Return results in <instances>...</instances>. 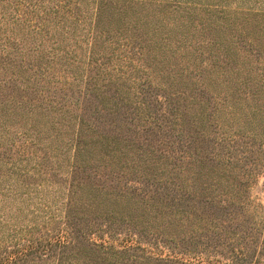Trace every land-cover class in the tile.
<instances>
[{"label":"trees","instance_id":"trees-1","mask_svg":"<svg viewBox=\"0 0 264 264\" xmlns=\"http://www.w3.org/2000/svg\"><path fill=\"white\" fill-rule=\"evenodd\" d=\"M230 1L235 0H0V175L6 178L0 184V226L17 227L19 218L30 223L10 232L21 241L0 251V264H87L81 258L89 264H264V240L255 237L264 213L239 226L241 213L228 202L236 194L215 190L225 171L234 188L247 186L264 171L261 161H246L258 135L245 128L260 113L258 105L264 108V52L255 36L238 28L230 43L219 48L216 38L226 28L241 25L238 18L251 20L240 7L228 8ZM207 44L218 50L216 59L205 52ZM197 60L200 68H195ZM35 61L44 65L41 77L27 79ZM187 63L197 73L188 77L197 91L201 86L202 93L213 95L212 83L215 87L218 80L224 88L212 125L220 131H211L216 137L212 147L203 160L187 152L193 158L187 171L193 166L199 177L205 168L216 170L205 175L206 186L197 188L193 178L190 186L177 182L172 171L166 172L167 179L153 180L156 162L158 169L173 168L160 160H168L173 151L160 150L152 157V150L143 158L139 147L121 136L126 123L135 128L142 123L146 132H156L160 144L170 142L171 127L182 122L181 111H186L179 100L190 86L182 84L187 77L181 74L177 88L159 80L170 68L182 65L185 71ZM74 65L81 71L69 68ZM81 73L84 80L78 79ZM102 83L115 89L98 93ZM236 93L243 102L234 103ZM23 100L28 109L20 104ZM33 111L58 112L64 121L73 115L77 128L66 147L41 141L48 136L37 125H27ZM193 117L196 122L198 116ZM54 185L61 203L53 211L55 202L48 198ZM24 208L30 219L22 218ZM132 209L141 213L129 214ZM147 213L156 221L166 218L167 226L145 229L139 222ZM174 220L187 230L188 238L178 233L195 263L178 259L183 252L167 238ZM165 247L170 255L153 256L152 250Z\"/></svg>","mask_w":264,"mask_h":264},{"label":"rangeland","instance_id":"rangeland-1","mask_svg":"<svg viewBox=\"0 0 264 264\" xmlns=\"http://www.w3.org/2000/svg\"><path fill=\"white\" fill-rule=\"evenodd\" d=\"M227 4H229L228 8H236V6L240 7V9L242 10V14H248V16L251 17L250 22L246 20V18H238V22L241 25H234L233 30L232 28L228 27L226 28L224 34H221L219 38H216V40L218 41V43H220V49L227 46L228 43H230V40L232 38V34L235 32L234 30L236 28H238V30H242L244 34H248L250 36H255L256 38V42L259 46H261V50L264 52V0H235V1H230ZM228 8L226 9L228 11ZM211 10L213 11H218L219 7L217 9L215 8H211ZM245 19V20H244ZM239 32V31H238ZM40 38L37 39V42H40ZM36 42V43H37ZM205 44V43H204ZM205 46V52H210V58L212 59H216L218 57V50H216V48L213 45H209ZM45 46H48V43H45ZM83 46V51L85 49V45L82 44ZM211 47V48H210ZM208 54V53H207ZM36 62V67L33 68V70H31L30 68H27L26 71V75H27V79H30L31 77H35V78H40L41 77V69L43 68V64L40 61H35ZM201 62H207V59H203ZM201 62L199 60H197L195 62V68H200L201 66ZM178 63V62H176ZM256 66V64H254ZM78 67L77 65H74L71 68L72 70H75L76 72H80L81 69L76 68ZM173 68V67H172ZM164 69V68H162ZM183 67L182 65H180L179 68H177V66L174 69H169L167 75L170 76L171 79L167 77H164L162 79L159 80V84H165L167 86V84H173L171 85V88H177L178 86H181L182 84H185V86H190L188 87V93H186L187 95H181L183 100H179V104L181 103V105L185 108L186 111H181V119L182 122L179 120L177 124H174L171 128H172V135L170 138V142L166 143L165 145L160 144L157 141V136H156V132H153L152 134L147 131V127L146 126H142V123H140V125L138 127L135 128V123L134 124H130V123H126V127H124V133L121 135L123 137L128 138L132 143H133V148L136 149L137 147H139L137 150V152L139 153V155H142L143 158H145L150 151H156L153 153L152 157H158V155L160 154L161 151H164V149H169L170 151H173L172 155L169 157L168 160L165 159V161L163 160L164 158H160L161 162H165V163H171L173 168H169L166 167L165 169H163L162 167H160L158 169V164L159 161L156 162L157 164V169L155 170V177H153V180H163L164 178L167 179L168 178V174L166 173L167 171H172L174 173V175L177 177V179H175L177 182H181V181H188V185L190 186L191 183L189 181V179L193 178V184L194 186L197 188L199 186V184L206 186V177L205 175L210 173V172H214L216 170H212L209 168H205L201 171V176L197 177L194 174V170H193V166H191V170L187 171L186 167H189L190 164L192 163L193 158H187L188 154L187 152L191 153L192 155L195 154V152H197L196 157L199 160H203L205 154H207V152L210 150V148L213 145V140L215 137L214 133H216L217 131L219 132L220 130H218L214 125V123L217 121L216 117H219L218 114V109L222 107V96H223V91L224 88L222 87L221 80H218L216 84V86L214 87V83H212V89H214V94H209V93H202V87L200 86V90L197 91V86L196 83L193 82L191 78V75L194 76V78H196L197 73L195 71H193L194 68L190 67V65L187 63V68L185 71H182ZM17 70V69H15ZM165 70V69H164ZM195 70V69H194ZM176 73V74H175ZM182 75V77H187L185 81H183L184 83H180L177 82V80H175L178 75ZM10 76V74L8 75ZM80 77H78V79H82L85 77V75L81 73V75L79 74ZM190 77V78H188ZM7 76H4L3 79H6ZM159 79V77H158ZM191 82V84L187 83V81ZM205 81V79H203ZM100 81V80H98ZM208 84V81H205ZM194 84V85H193ZM218 84H220L218 86ZM83 87V86H82ZM92 88V87H91ZM167 88V87H166ZM97 92L98 93H102L104 94V91L107 93H112L113 90L115 89L113 86L108 85V83H102L100 86H98ZM168 89V90H170ZM190 90L192 92H190ZM126 92L125 88L122 87V94H124ZM78 96L76 93L74 95ZM188 96H193L195 99H191ZM239 98L234 100L235 104H238V102H243L242 98H244V96L242 94H238L236 93L234 95V98ZM23 106L24 109H28V106L30 107L29 104H27V102L25 100H23L20 104ZM258 109L260 110V113H257L255 118L252 120L251 124L247 125L245 128H250V130L254 133H256L258 136L256 137V141L253 142L252 145V151L250 154L246 155V161H261L259 162V164H264V115L262 114V112H264V108L260 107V104L258 105ZM1 108V107H0ZM131 111V110H130ZM205 111V114H202V112ZM39 111H33V113L30 115V120H27V125H37L38 127H40L41 129V134H43V136H48V139H41L42 142L44 143H48L51 146H60V147H66L67 142H70V139L73 138V134L72 131L75 130L76 131V123L74 120V117L72 114H70V116H68L67 120L68 121H64L61 119V115L58 112H48L45 114H40L38 115ZM189 113V115H186V113ZM211 112L213 114H216L215 117H210L209 114H211ZM208 114V115H207ZM197 115L198 119L196 122H192L195 121L196 117H193ZM212 115V114H211ZM218 115V116H217ZM132 117V115H129L128 118ZM183 120L189 122V124H183ZM19 122H21L20 120H18ZM212 121V122H211ZM214 121V122H213ZM211 122V123H210ZM15 123H17L15 121ZM14 123V128L17 129L19 128V125H16ZM137 123V122H136ZM23 124V122L20 123V125ZM210 124V126H209ZM192 125V126H191ZM25 128V127H24ZM65 128H68L65 129ZM195 128L194 132L193 129ZM243 128V127H241ZM128 130V132H127ZM73 131V133L75 132ZM214 132V133H211ZM14 133V132H12ZM217 138L220 139V136L217 135ZM62 139V140H60ZM55 140V141H54ZM129 143V142H128ZM188 143V144H187ZM187 144V145H186ZM193 146H196L197 148H193ZM156 148L158 150H156ZM72 147H70V151H71ZM161 150V151H160ZM196 150V151H195ZM71 154V152H70ZM68 156V153L65 154V156ZM251 159V160H250ZM97 164V163H96ZM95 164V165H96ZM248 164V163H247ZM249 167V165L247 166ZM6 167L3 166V169H5ZM1 170V169H0ZM5 171V170H3ZM97 171L99 174H101L100 172L102 171L101 168H97ZM151 173V170H150ZM193 174V175H190ZM224 175V179L219 180V182L217 181V185H216V191H218L219 189L225 192V191H230V196L232 194H236V198L230 199L228 202L232 203V208L237 212V213H241V215L237 216V224L239 226L241 225H246L248 224L247 222H249L250 217H252L253 215H256L257 213H264V171L260 172L254 180L250 181L247 186H242V185H237L236 188H234L233 184L231 183L232 179L230 178V173L225 171L223 172ZM143 176H145L143 174ZM173 176V175H172ZM16 178V176H13ZM101 179L103 178V180H105V176L100 175ZM236 177V176H235ZM146 178V177H145ZM241 180V177L239 176V178H235V183H238V181ZM149 181H151L149 179ZM6 182V178L3 175H0V184L3 185ZM31 183H33L34 181H30ZM18 189V188H17ZM57 190V186L54 185V188H51V190H53V192L49 193V198L48 200H50V202H55L52 205V209L53 211L55 210V208H60V203H61V198H57L56 199V195H58L57 192H55V190ZM208 195V192L206 193V196ZM205 196V197H206ZM230 196H226V198H229ZM19 200V199H17ZM15 204H18L17 202H12V205L14 206ZM31 208V207H30ZM30 210V209H28ZM130 210V209H129ZM60 211V210H59ZM58 211V213H59ZM133 212H129V214L132 213V215H138L139 213H141V211H134L133 209L131 210ZM5 213H13L15 214L14 210L12 209H6ZM29 211H27L26 208H24V215L22 216V218L28 216L27 218L30 219L28 214ZM57 213V214H58ZM19 222H17V227H13V228H8V226L5 224L4 226L1 225L0 226V251L2 250H7L10 249L12 250V248H15V246L21 241L20 239H18V237H14L10 232L12 230H17V228L25 226L26 224H30L29 222H27V220H24L19 218ZM172 219V218H171ZM157 218L153 217L152 215H149L147 213V215L145 216H140V222L139 224H141L142 222V226L146 229V228H155L158 227V225L161 223V228L165 225L167 226V220L166 218H160L158 217V221H156ZM176 220H174L173 225L171 226V221H170V226L169 228L171 229V235L167 236V238H172L174 239L176 242V244H178V252H183L184 255H178V259H181L183 261H189V262H196V260H190V256L191 255H187V252L184 251L185 245L186 243L183 245L184 241H181V239H183V233L185 234L184 237L188 238L189 235H187V230L186 229H181L179 228V226H176ZM190 227V224H189ZM123 231H119L121 233L120 238H123L126 230L123 229V227H121ZM259 233L255 236L257 238H259V240L261 241L262 239L264 240V238L262 237V233L264 232V224H261L259 226ZM178 231H181L183 233H178ZM10 234V235H9ZM254 238V237H253ZM165 239H162V242ZM186 240V239H185ZM180 243V245H179ZM189 243V239L188 242ZM257 244V243H256ZM171 245V244H170ZM251 246L247 245V248L249 249V253H254L253 249L254 248V244L250 243ZM187 246V245H186ZM166 249L163 250V248L159 249L155 248V250H152L153 256H162V257H166V255H170V252L167 251V247H165ZM258 250V249H257ZM256 250V251H257ZM247 254L252 256L251 254ZM81 263H88V261H86L85 259L81 258L79 259ZM206 260V259H203Z\"/></svg>","mask_w":264,"mask_h":264}]
</instances>
